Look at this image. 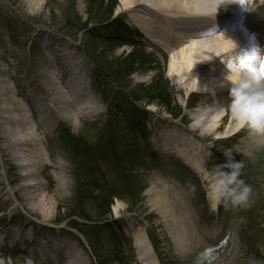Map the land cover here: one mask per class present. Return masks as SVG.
Returning a JSON list of instances; mask_svg holds the SVG:
<instances>
[{"label":"rangeland","instance_id":"rangeland-1","mask_svg":"<svg viewBox=\"0 0 264 264\" xmlns=\"http://www.w3.org/2000/svg\"><path fill=\"white\" fill-rule=\"evenodd\" d=\"M125 2L117 0L119 6L115 15L119 20L116 23L99 27L103 41L93 52L103 60L101 65L106 63L115 71V61L120 62L123 55L132 51L127 42L135 41L154 55L161 67L160 71L153 70L145 64L143 69L123 81L129 88L126 91L130 93L129 100L127 96H117L107 104L103 100V90L106 85L114 89V80L95 68L79 49V43L68 37L71 31L66 29L68 25L80 27L79 18L83 22L88 18L86 0H75L73 4L72 0H0V80L9 84L21 105L24 125L38 135L45 168L28 182L41 184L40 194L47 199L45 209L49 212V217H44L22 208L13 194L20 183L21 171L10 168L0 151V175L10 195L8 202L1 200L0 203L3 206L0 207V228L5 234L8 231L17 233L14 241L7 244H2L0 239V264H56V254L43 248L46 240L55 249L74 248L85 264H145L139 259L132 237L137 230L154 242L156 264H264V145H246L248 129L243 125L244 130H239V122L230 110L223 113L212 132L202 126L194 130L199 112L206 125L223 109L226 98L205 95L221 89L223 79L219 72L201 71V78H194L183 87L175 85L167 74L172 55L168 46L180 44L170 37L186 38L188 35V40L177 48H188L195 40L198 42L196 53L202 55L205 43L189 36L193 28L204 25L200 17L213 14L217 3L186 0L183 8L171 11L165 7L169 0H147L146 7L130 13L125 9ZM121 19L127 27L119 35L116 28L121 25ZM135 20L142 21L137 28L133 24ZM212 23L210 21L209 25ZM76 31L73 29L72 32ZM122 42L125 43L122 47L115 46ZM249 43V46L253 45V39ZM71 62L77 64L75 69L70 67ZM159 75H162V84L169 83L165 84L168 94L171 89L166 100L173 101L170 108L180 113L178 120L159 105L145 107V102L135 103L131 99L137 87L153 90ZM72 83L76 91L81 92L78 108L82 113L68 121L56 113L61 114V108L66 110L70 103L64 89ZM192 102L194 108L189 107ZM109 106L128 112L126 115L121 113L119 118L107 111ZM142 108L146 114L139 112L141 118L133 115ZM115 116V121H123L128 136L122 128H114L111 143L116 142L118 151L123 152L135 136L139 158L133 150L129 151L128 155L134 159L130 161L128 156L127 161L130 164L127 168L134 174L133 185L114 200L111 217L102 219L97 218L93 200L85 202L79 197L76 172L81 173V166L78 164V170L71 164L66 145L59 139L70 130L74 136L85 138V144L94 146L97 139L104 137L107 122ZM174 141L187 145V149L201 160L199 171L174 151L166 149ZM235 148L240 151L231 162L243 161L239 178L251 186L249 203L235 207L221 203L213 208L210 171L227 164L225 150ZM106 158L107 154H96L92 163H103ZM100 175L107 185L117 187L121 181V175L109 160L101 165ZM162 180L170 185L173 183L176 192L181 194L173 214L179 216L185 210L187 220L182 225L160 213L153 205L155 197L147 194ZM95 188L91 198H98L99 191ZM76 209H80L84 218L72 216ZM182 226L184 240L190 245L184 254L179 253L176 244ZM112 231L121 244L111 239Z\"/></svg>","mask_w":264,"mask_h":264},{"label":"bare ground","instance_id":"bare-ground-1","mask_svg":"<svg viewBox=\"0 0 264 264\" xmlns=\"http://www.w3.org/2000/svg\"><path fill=\"white\" fill-rule=\"evenodd\" d=\"M126 1V2H125ZM147 0H124L126 4V11L132 13L137 11V8L146 7ZM166 4V9L174 11L177 8H183L186 0H169ZM209 3H217L214 6V13L207 14L200 17L201 22H205L203 27L193 28L192 37L190 39L199 38L205 44L203 45L202 55H197L196 47L198 42L192 40V44L185 48L184 46L179 49L177 45H181L188 40V35L180 37L176 35L171 36V40L174 43H180L175 45H169L170 49V62L168 76L173 80L174 84H179L181 87L187 84L188 81L194 78H201V71H214L219 72L223 79L220 90H215L205 95H218L223 96L222 110L213 115L212 121L206 125L201 121L202 112L198 113V119H196L197 126H194V130H199V126L204 127L205 130L212 132L217 127L218 122L222 119L224 112L228 111V106L231 103L229 89L231 82L227 81L229 70L227 64L233 60V58L240 53L250 51L256 47L264 51V0H214ZM182 3V5H180ZM202 8V7H201ZM207 9H209L207 7ZM208 12V10H206ZM143 21H148L147 18H140ZM213 21L214 25H209L210 21ZM142 22V21H141ZM139 20H135L133 24L137 27L141 25ZM247 37L246 40L244 37ZM253 39V45L249 46V42ZM155 39H153L154 41ZM182 46V45H181ZM178 49V51H177ZM76 68L77 64L71 62L70 67ZM221 79V80H222ZM76 79H74L75 81ZM63 88V86H62ZM66 96L70 97V103L67 104L66 110L62 107L61 114L56 115L63 116L65 120L71 121L73 118L78 117L82 112L78 108V103L81 99V92L76 91L74 84L67 85L64 89ZM227 96V97H226ZM228 99V100H227ZM69 108V110H68ZM55 111V110H54ZM23 112L21 105L17 103L15 95L12 93L8 83L0 80V151L3 157L7 158V164L11 167H16L21 171V180L17 188L14 189L13 194L16 195L17 201H20L22 208H26L28 211L34 213H41L44 217H49V212L45 209L47 199L43 198L40 194L42 186L39 182L30 183L28 181L36 177L41 170H43L44 164L40 155V146L38 145V135L32 132L31 129H27L24 125V117L21 114ZM235 119V118H234ZM240 131L244 130L243 125L239 123ZM245 126V125H244ZM239 130L237 133H239ZM231 136L232 134H229ZM234 136V135H233ZM246 145L250 147L252 144H257L254 139L249 135ZM187 146V145H186ZM178 141H174L172 144L166 147L167 150L174 151L180 158L182 157L192 168L200 170L201 160L190 152L187 147ZM246 146V147H247ZM240 151L239 148L230 150L231 160ZM225 159L229 160V157L225 155ZM9 168V169H10ZM11 170V169H10ZM155 197L153 205L159 210L160 213H164L171 218L174 222L184 223L187 220V214L182 211V214L175 216L173 211L176 209V202L181 200V194L176 192L175 186L162 180L161 183L153 185L151 190L147 192ZM10 197L6 192L2 176L0 175V203L1 200H5ZM1 207V206H0ZM3 208V206L1 207ZM184 214V215H183ZM183 226L178 236L179 253L184 254L187 248L190 246L183 236ZM5 232L4 229H0V234ZM17 235L14 231H8L6 237L8 239L14 238ZM132 237L136 241L135 247L138 249L139 259L145 264H156V258L150 248L149 241L145 237L143 232L136 231L132 234ZM43 248L48 252L56 254V264H85L82 261L80 253L76 252L74 248H53L51 242L46 240L43 244Z\"/></svg>","mask_w":264,"mask_h":264},{"label":"trees","instance_id":"trees-1","mask_svg":"<svg viewBox=\"0 0 264 264\" xmlns=\"http://www.w3.org/2000/svg\"><path fill=\"white\" fill-rule=\"evenodd\" d=\"M75 2V0H72V4ZM87 4V15L88 18L86 21H82V18H79V24L80 27L75 26H66V29H69L71 32H68V37L74 38L76 42L79 43V49L83 50V53L87 58L90 59L95 64V67L103 72L104 75L112 78L116 84V86L113 88H109L107 85L103 90V93L105 95V100L109 103H111L114 99V97L121 96L125 97L129 100L130 93H127L128 85L124 83V79L128 80V78H131L132 75L135 74L139 69H143L145 64L150 66V69L156 70L159 69L160 71V64L158 62V59L156 60L154 58V55L149 54L144 49L143 45L138 44L137 42L133 41H126L128 45L132 46V51L127 54L123 55L124 57L121 59L120 62L115 61V71L112 70L107 64L101 65L103 60H100V57H97L95 55L96 49H99L98 44H100L103 41V38L99 36V27L102 24H113L116 23L117 20L112 19L114 16V12L118 6L117 0H86ZM75 7V5H74ZM73 29H76L78 31L72 32ZM116 33L121 34L126 28L121 23L118 28H116ZM82 34V35H81ZM81 35V37H80ZM125 43L117 44V48L122 47V45ZM114 48L113 50H115ZM81 50V51H82ZM112 50V51H113ZM140 56V58H139ZM152 59V60H151ZM162 75H159V77L156 79V81L153 83L154 87L153 90L148 91L143 88L137 87L135 92L131 94V99L136 102H145L146 104H156L161 106L162 108H165L167 112L171 113L175 118L179 117L180 113H175L174 109L170 108V105L173 103L170 99L167 101L168 96L171 92V89L169 91V94L167 93L168 87L166 88L165 84L168 85V81L165 84L161 83ZM164 76V75H163ZM165 77V76H164ZM164 83V82H163ZM152 86H150L151 88ZM155 88V89H154ZM123 90L124 92L121 93L120 91ZM133 102V103H134ZM131 103V102H130ZM132 104V103H131ZM133 105V104H132ZM135 107V104L133 105ZM118 107H108L109 113L117 114L120 118L121 113L126 115L128 112L127 110H119L117 111ZM139 111H136L134 116L139 117ZM144 113V112H142ZM117 119V116H115L114 120H107V124L104 129V137H101L97 139V142L94 146L90 144H85L86 139L85 138H79L70 133V131H66L61 139V142L65 143V150L67 151L69 155V159L71 161V164L76 166V168L79 170L78 164L81 166V173L76 172L77 176V183L76 187L79 190V197L87 202V199L89 201H94L96 204V214L97 218H106L111 216L112 213V205L114 204V200L119 197V195L122 194L123 191H128L129 188L133 185L131 183L132 178L134 177V174H132V171L127 168L128 165H130L128 161V156L130 161H134L132 158V155L130 154V150L136 154L137 159L139 158V152H138V141L135 138V136L132 137L131 140H129L130 144H126L124 147L123 152H119L117 149V144L113 145L111 143L112 136L115 135L114 128H122L123 131H126V128L123 127V121H115ZM125 127H128L127 125ZM127 136L128 132L126 131ZM102 153L107 154L106 161L100 164L93 165L92 160L94 158V155ZM109 160L110 164L112 166H115L119 174L121 175V181L117 187L107 185L105 181L102 179L100 173H101V165L105 164ZM87 175V176H86ZM98 182V183H97ZM96 187V188H95ZM98 189V198H91L93 192ZM90 198V199H89ZM80 209H76V211L73 213L72 216L74 217H80L84 218L80 213ZM72 229H76V227H71ZM111 239H114L115 241H118L120 244V239L115 235V232L112 231ZM154 248L155 244L152 242Z\"/></svg>","mask_w":264,"mask_h":264},{"label":"clouds","instance_id":"clouds-1","mask_svg":"<svg viewBox=\"0 0 264 264\" xmlns=\"http://www.w3.org/2000/svg\"><path fill=\"white\" fill-rule=\"evenodd\" d=\"M231 65V66H230ZM225 79L231 82L228 106L232 116L246 125L249 135L259 145H264V51L252 48L237 54L227 65ZM229 162L211 170L212 207L223 203L226 207L247 206L252 193L251 186L240 179L242 162H231L229 150H225ZM230 171H224V169Z\"/></svg>","mask_w":264,"mask_h":264},{"label":"snow or ice","instance_id":"snow-or-ice-1","mask_svg":"<svg viewBox=\"0 0 264 264\" xmlns=\"http://www.w3.org/2000/svg\"><path fill=\"white\" fill-rule=\"evenodd\" d=\"M231 66V65H230ZM262 67H264V66H262Z\"/></svg>","mask_w":264,"mask_h":264}]
</instances>
